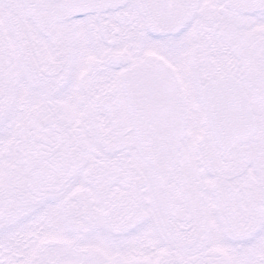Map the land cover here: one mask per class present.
I'll use <instances>...</instances> for the list:
<instances>
[{
  "label": "snow or ice",
  "instance_id": "6c2138e0",
  "mask_svg": "<svg viewBox=\"0 0 264 264\" xmlns=\"http://www.w3.org/2000/svg\"><path fill=\"white\" fill-rule=\"evenodd\" d=\"M0 264H264V0H0Z\"/></svg>",
  "mask_w": 264,
  "mask_h": 264
}]
</instances>
